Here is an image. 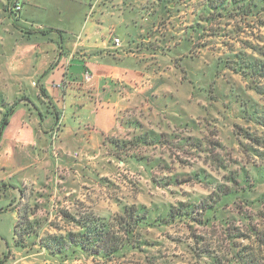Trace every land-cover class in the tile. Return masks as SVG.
<instances>
[{"label":"trees","instance_id":"obj_1","mask_svg":"<svg viewBox=\"0 0 264 264\" xmlns=\"http://www.w3.org/2000/svg\"><path fill=\"white\" fill-rule=\"evenodd\" d=\"M15 1L9 0L8 3L11 18L18 15L14 10ZM125 2L126 7L137 8L152 20L148 33L155 36L157 46L162 50L165 49V46H161L164 41L173 42L175 48L184 46L187 54H181L182 57L177 58L178 62L184 59L192 60L189 54L194 46L206 51L209 46L214 47L216 42H220L222 51L229 46L230 49L224 56L215 58L214 71H207L212 79L211 85L217 82L216 76L220 71L231 72L244 80L252 94L264 99V0H200L191 25H184L178 17L183 8L181 4L185 3V0ZM246 28L253 34L252 39L249 36L245 40L241 38V33ZM253 30L257 33H253ZM55 32L60 34L59 31ZM234 38L238 41L236 45H231L230 42H234ZM201 40L206 43H201ZM43 93L40 89L39 94ZM16 100L3 106L4 102L0 99V133L20 105L21 101ZM245 103L241 102L239 106L242 118L248 120V116H251V120L258 123L257 118L261 117L256 115L255 111L254 114L248 113ZM188 126L191 131H199L193 122L188 121L185 128ZM233 135L239 152L248 160L246 163L251 160L250 169L240 166L241 161H233L234 157L229 155H226L229 159L225 164V159H221L222 156L216 151L221 148V144L209 141L207 137L212 136L209 134L203 140L197 139L193 142L191 137L182 139L176 135L172 141L169 137L153 133L133 136L129 141L112 140L111 156L117 161L124 163L123 157H126L144 164L146 168L157 167L170 174L161 178L162 180L150 175L154 184L160 185L159 182H163V188L198 184L204 193L194 196L193 199L189 196L185 200H176L173 204L163 203L151 208L143 205H121L120 213L112 217L94 214L79 204L75 213L60 211L59 215L63 220L61 226L48 221L50 212L45 210V205L40 206L38 201L33 205L26 204L21 211L15 207L13 210L17 212V219L13 228L14 248L30 249L31 246L37 245L60 259L78 254L107 264L131 252L144 256L150 253L149 249L154 247L155 243L143 238V230L182 223L192 229L196 227L206 231H200L206 237H195L199 241L197 245L202 246L200 254L196 248L190 252L198 260H204V264H264V226L260 224L261 216H264L261 212V208H264V139L239 126L234 127ZM156 146L165 147V152L175 159L171 160V163L177 162L183 168L185 164H189L188 155H195V159L200 160L201 154H204L205 167L183 176L180 172L173 171L176 163L171 165L165 160L155 162L149 157L135 153L138 149H151ZM209 165L214 167L215 175L206 170ZM195 166L193 165L194 169ZM15 189L20 195L23 194L21 188ZM39 211H43L45 217L39 218ZM46 226L54 230L55 234L46 233L40 237L42 229ZM208 231L210 237L219 233L221 241L229 246L228 251H221L224 246L222 243L215 247L207 236ZM7 259L8 257H5V261L0 260V264H6Z\"/></svg>","mask_w":264,"mask_h":264},{"label":"crops","instance_id":"obj_2","mask_svg":"<svg viewBox=\"0 0 264 264\" xmlns=\"http://www.w3.org/2000/svg\"><path fill=\"white\" fill-rule=\"evenodd\" d=\"M16 1L21 6L17 21L0 26L7 39L4 46L0 45L1 89L8 96L27 99L16 112H23L25 106L31 105L24 93L33 91L44 108L46 103L53 108L43 115L34 105L36 112L30 114L32 119L26 131L23 129L26 121L22 120L19 138L37 151L31 155L34 166L30 165L18 177L28 178L33 184L34 180L41 183L42 179L50 178L47 180L50 185H59L51 186L53 197L64 204L60 196L73 192L70 190L78 187L80 179L78 171L68 169V161L78 160L74 154L86 150L91 153L85 155H93L106 148L111 159L112 140L129 141L133 136L153 133L173 141L176 135L186 139L200 132V128L198 132L191 131L189 126L185 128L190 119H185L181 109L170 113L172 107L155 105L161 97L158 88L153 89L150 75H143V64L154 56L145 52L150 49L142 48L141 40L146 34L150 36L152 20L137 8L126 7L125 0ZM143 21L149 22L148 26L143 27ZM150 37L157 45L155 36ZM115 38L120 40L119 47L114 46ZM161 46H165L161 49L163 57L167 53H172L171 58L175 53L177 58L182 57L183 45L175 48L173 42L164 41ZM86 73L89 81L84 79ZM40 89L44 91L41 95ZM82 96H89L94 108ZM56 98L62 99V106L55 103ZM57 126L59 130L53 139ZM51 143L56 147L49 150ZM75 145L79 151L74 150ZM165 151V147L159 146L140 149L142 156L155 162H168ZM12 153L14 157L16 154ZM39 158L62 168L61 181H53L51 173L55 174L56 170L42 169ZM139 165L150 175H170L157 167ZM43 191L41 188L40 192Z\"/></svg>","mask_w":264,"mask_h":264},{"label":"rangeland","instance_id":"obj_3","mask_svg":"<svg viewBox=\"0 0 264 264\" xmlns=\"http://www.w3.org/2000/svg\"><path fill=\"white\" fill-rule=\"evenodd\" d=\"M199 1L185 0V3L181 4L183 8L178 13V17L180 21H183L184 25L192 24L194 11L196 6L199 5ZM8 3L9 0H0V26L3 27L18 19L15 16V18H11L8 13ZM148 24L149 22H142L143 27L148 26ZM3 27H0V45L4 46L7 39L5 38L6 33L2 31L4 30ZM243 32L245 33L243 34ZM243 32L241 33L242 39L245 40L248 36L252 39L253 34H250L251 32L248 28ZM253 33H257V31L253 30ZM141 40L144 41L142 48L150 49V52L146 50L145 52L148 54L152 52L153 54L151 55L154 56L147 63L143 64V75H150V78L154 80L152 84L153 89L155 87L158 88V94L161 97L158 100V104L155 105L172 107L174 110H169L170 113L171 111L176 112L181 109L185 112V119H190L189 121L194 123V127L202 130L198 134L192 133L191 142L197 139L203 140L208 134L212 135L211 138H207L213 143L217 142L221 144V148H217L216 151L222 156L221 159H225V164H227L229 159L226 155H229L234 157L233 161H241L239 163L240 166L242 165L250 169L249 164H251V160L246 163L248 160L239 152V146L233 135V129L235 126H239L252 133V135L264 139V99L252 94L248 90L244 80L231 72L223 73L220 71L218 76H216L218 80L213 86L211 85L212 79L207 74V71L209 73L211 70L214 71L215 58L224 56L227 50L230 49L229 46H226L223 51L221 50L222 46L220 47V42H216L214 47L209 46L208 51L199 46H194L192 52L189 54V57L193 59H184L178 62L177 59L175 60V57H178L176 54L173 56L174 58H171L172 53H168L167 57H163L161 47L157 46L147 34ZM236 41H238L237 38H234V42H230L231 45H236ZM204 42L206 43L205 40H201V43ZM211 50H214V52H211ZM181 52L182 54H187L185 48ZM1 84L0 99L4 102L3 106L17 101L16 98L8 96L4 89H1ZM49 87L50 89L53 88L52 83H50ZM34 92L24 93L29 96L31 105L25 106L23 112L15 111L11 115L8 124L0 133V260L5 261V257H8L6 264H104L100 261H92L90 258L87 259L78 254L60 259L57 256H52L37 245L31 246L30 249L18 250L14 248L13 228L17 219V212L13 210L15 207L21 211L26 204L30 203L33 205L38 201L40 206L43 207L45 205V210L47 209L50 212L48 221L61 226L63 220L59 215L60 211L75 213V208L79 204H82L87 211L94 214L112 217L120 213L119 209L121 205H143L151 208L153 205L163 203L173 204L176 200H185L189 196L193 199L194 196L204 193L198 184L191 183L168 188L161 186L163 182H159L160 185L154 184L151 180V172L150 174L145 172L141 168L143 166L139 165L137 161L123 157L124 163L120 164L116 159H110V156H108L109 152L106 148H103L93 152V155H85V152L89 154L91 152L84 150L82 153L77 154L78 160L68 161V169L70 171H78L80 179L78 187L70 190L73 192H66V195L64 193L65 196H60L64 204L60 203L53 197L54 193H51V186L55 187L59 185H50L47 181L50 178L42 179L41 183L34 180L35 183L33 184L28 178L23 180V177H18L19 173L29 169L32 163L31 155L37 151L32 146H26L23 143L24 139L22 137L19 138L18 133L21 130V124H23L21 123L22 120L26 121L23 125V129L26 131L29 129V121L32 119L30 114L36 112L34 105L43 115L53 110L50 103H46L47 105L44 108L37 96L34 95ZM56 93L57 96H60L57 91ZM86 95L88 94L86 93ZM88 97L87 99L94 108V101ZM17 99L21 101L20 104L22 101L27 100L25 98ZM62 102V99L59 98L55 100V103H59L60 106H62ZM241 102H246L248 113L254 114L256 112V115L259 114L261 118H257L258 123L252 121L251 116H248V120L242 118L239 109ZM172 119L176 122L174 118ZM232 125L234 126L232 127ZM18 138L19 140H17ZM15 140L17 142L12 144V141L14 142ZM49 145V150L56 147L53 143ZM74 150L79 151L80 148L75 145ZM12 152L16 154L14 157L12 156ZM135 153L142 155L143 152L141 153L140 149H138ZM201 155L202 158L200 160L195 159V155H188L189 159L187 161L189 162L187 163L189 164H185L184 168L179 166L177 162H172L176 163V168H173V171L180 172L181 175L185 176L190 173L192 174L193 170L205 167L204 154ZM217 157L220 158L218 155ZM168 158V162L172 165L171 160L175 161L174 157L168 155ZM242 160L244 161L242 162ZM51 165L52 163L48 159L42 160V164H40L42 169L56 170L55 174L51 173L52 179L53 181H61L60 171L63 172L62 168H56L54 164ZM193 165H196L195 169ZM33 166L31 165L30 167L32 168ZM206 170L213 172L214 175L216 173L214 167L210 165ZM154 176L158 177L157 179H163V176L157 174H154ZM16 187L22 189V195L17 192ZM41 188L45 192H40ZM67 199L70 200L68 201ZM43 211H39V218L45 217ZM261 212L264 213V208H261ZM261 217L260 224L264 226V216ZM200 231L206 233V231L199 228L195 227L192 229L191 226L182 223L171 224L163 228H148L142 231V236L144 239L155 243V246L149 249L150 253L144 256L137 252H131L126 256L115 258L112 262H107V264H204V260L200 261L190 253L196 248L198 250L197 253L200 254L202 246L197 245L199 241L195 238L205 236ZM46 233L55 234L54 230L46 226L42 229L40 237ZM210 235L208 231L207 236L210 237ZM212 236L209 240L213 242L215 247L217 244L222 243L224 246L221 251H228L229 246L226 242L221 241L219 233H214ZM31 241H33V238Z\"/></svg>","mask_w":264,"mask_h":264},{"label":"built area","instance_id":"obj_4","mask_svg":"<svg viewBox=\"0 0 264 264\" xmlns=\"http://www.w3.org/2000/svg\"><path fill=\"white\" fill-rule=\"evenodd\" d=\"M14 10H15L16 12H19V11L21 10V6H20L19 3L16 2V1H15V3H14ZM113 43H114V46H115V47H119V46H120V40H119V39H114V40H113ZM84 79H85V81H89V80H90V77H89L88 73H86V74L84 75ZM33 85H35V84H33ZM58 129H59V126H57L56 129H55V132H54V134H53V139H55V136H56V133H57ZM74 156L77 157L78 155H77V154H74Z\"/></svg>","mask_w":264,"mask_h":264}]
</instances>
